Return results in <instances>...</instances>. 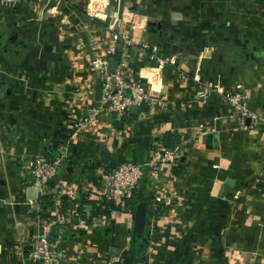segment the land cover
<instances>
[{
    "label": "crops",
    "instance_id": "obj_1",
    "mask_svg": "<svg viewBox=\"0 0 264 264\" xmlns=\"http://www.w3.org/2000/svg\"><path fill=\"white\" fill-rule=\"evenodd\" d=\"M89 1L0 0V264H40L29 238L46 221L58 263L264 264V127L206 94L264 107V0H108L105 20ZM158 57L174 62L156 73ZM96 58L123 61L153 108L83 123L103 89ZM166 133L180 141L164 146ZM153 150L162 159L125 206L93 216L101 171ZM59 151L40 192L29 162Z\"/></svg>",
    "mask_w": 264,
    "mask_h": 264
},
{
    "label": "built area",
    "instance_id": "obj_2",
    "mask_svg": "<svg viewBox=\"0 0 264 264\" xmlns=\"http://www.w3.org/2000/svg\"><path fill=\"white\" fill-rule=\"evenodd\" d=\"M62 1L46 0L50 5L53 3L48 9L55 7L57 9V5L61 4ZM116 2L118 5L120 0H116ZM88 12L91 17L100 18L97 16L96 11L88 10ZM103 14L104 17L100 19L105 20L107 14L109 15L105 8L103 9ZM118 17V15H115L114 18L118 19ZM111 27L112 25H109V28ZM113 37L115 40L118 38L122 39L126 44H133L128 35L124 33H114ZM144 47H146V44H144ZM173 62V58L158 57L155 66L156 73L165 64ZM107 63V59L98 60L96 58L92 60L93 66L100 69L103 89L98 102L84 106L83 123L89 122L103 113H110L116 117H121L128 112L131 105L139 107L149 103L153 108L154 102L152 103L144 86L125 76L123 61L117 63L113 72L107 71ZM206 87V94L210 92L219 94L222 100L234 109L238 120L242 124L248 118L251 127H264V107L260 109L251 108L245 93L239 91L227 92L222 87L212 86L209 83H206ZM64 158V153L59 151L54 156L41 155L30 160L29 170L32 177V184L40 192H43L48 182L56 176ZM160 159H162L160 152L153 150L150 156L143 162L124 160L108 171L102 170L100 181L95 186V189L89 193V197L96 206H100L104 201H110L117 208L125 206L127 200L132 198L134 191L138 188L145 175L146 168L155 169ZM51 225L52 221H46L37 232L30 236L29 239L32 248L28 252V258L40 264H64L56 262V242L50 234ZM14 250L17 253H21L22 248L19 242L14 244ZM70 264L79 263L72 262Z\"/></svg>",
    "mask_w": 264,
    "mask_h": 264
},
{
    "label": "trees",
    "instance_id": "obj_3",
    "mask_svg": "<svg viewBox=\"0 0 264 264\" xmlns=\"http://www.w3.org/2000/svg\"><path fill=\"white\" fill-rule=\"evenodd\" d=\"M180 141V138H179V135L177 134H173V133H166L165 136H164V140H163V143H164V146L166 147H171V146H174V144H176L177 142ZM124 161V160H123ZM122 162V161H121ZM120 163V162H119ZM119 163L113 165L112 167H115L117 166ZM111 167V168H112ZM110 168V169H111ZM40 199H43V196H40ZM98 207L99 206H96L94 202H92V215H96L97 214V211H98Z\"/></svg>",
    "mask_w": 264,
    "mask_h": 264
},
{
    "label": "water",
    "instance_id": "obj_4",
    "mask_svg": "<svg viewBox=\"0 0 264 264\" xmlns=\"http://www.w3.org/2000/svg\"><path fill=\"white\" fill-rule=\"evenodd\" d=\"M115 68H116V60L115 59H110L108 64H107V67H106L107 71L108 72H113L115 70ZM128 110L130 112H136L138 110V108H137L136 105H131ZM211 110H213V106H210L207 109V111H206L207 115H209V111H211ZM248 120L249 119L247 118L246 121L248 122ZM35 192H36V190H35L34 187L29 190V193H32L33 195H35Z\"/></svg>",
    "mask_w": 264,
    "mask_h": 264
},
{
    "label": "bare ground",
    "instance_id": "obj_5",
    "mask_svg": "<svg viewBox=\"0 0 264 264\" xmlns=\"http://www.w3.org/2000/svg\"><path fill=\"white\" fill-rule=\"evenodd\" d=\"M94 2H96V3H94ZM107 2H108V0H97V1L90 0L88 8L93 12L96 11L97 16H99L100 18H103L104 17L103 9H104V6ZM92 4L94 5L93 8H92Z\"/></svg>",
    "mask_w": 264,
    "mask_h": 264
},
{
    "label": "rangeland",
    "instance_id": "obj_6",
    "mask_svg": "<svg viewBox=\"0 0 264 264\" xmlns=\"http://www.w3.org/2000/svg\"><path fill=\"white\" fill-rule=\"evenodd\" d=\"M89 4V3H88Z\"/></svg>",
    "mask_w": 264,
    "mask_h": 264
}]
</instances>
